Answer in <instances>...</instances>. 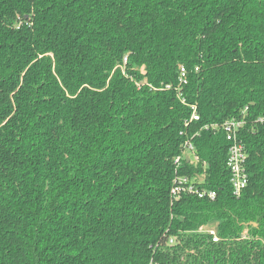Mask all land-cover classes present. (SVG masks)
Listing matches in <instances>:
<instances>
[{
    "label": "trees",
    "instance_id": "trees-1",
    "mask_svg": "<svg viewBox=\"0 0 264 264\" xmlns=\"http://www.w3.org/2000/svg\"><path fill=\"white\" fill-rule=\"evenodd\" d=\"M260 118L264 0H0V264H264ZM183 130L213 200L171 202Z\"/></svg>",
    "mask_w": 264,
    "mask_h": 264
},
{
    "label": "built area",
    "instance_id": "built-area-1",
    "mask_svg": "<svg viewBox=\"0 0 264 264\" xmlns=\"http://www.w3.org/2000/svg\"><path fill=\"white\" fill-rule=\"evenodd\" d=\"M126 62V59H124ZM187 84V71L185 66H181L179 69L178 86L183 87ZM169 88V87H167ZM184 103V100H181ZM191 109V115L188 122L184 127H189L192 121H198L199 115L196 111L195 105H189ZM245 113V111H244ZM260 123L264 122V118L258 119ZM244 125L243 120L230 119L223 122L220 128L224 132L225 139L230 143L228 149L227 157V167L230 172V186L232 189V194L235 197H239L242 190L246 187L248 183V174L246 172V151L244 145L239 140V132ZM180 135L184 137L181 152L174 159L175 165V176L172 180V185L170 188V198L171 202H174L181 198L184 194L196 195L199 198L207 197L210 200L215 198V193L212 191L202 190L198 187L203 182L204 173L200 176L189 178L187 176H181L178 174V169L182 166V162L185 160L188 164L192 166H197L199 164V159L196 155V148L192 143V139L195 135L189 137L183 130ZM188 159V160H187ZM206 164L203 163L202 169L205 170ZM201 232L212 235V241L217 242L219 240L216 228L211 226H206L201 228ZM246 233V232H245ZM173 239H170V243Z\"/></svg>",
    "mask_w": 264,
    "mask_h": 264
},
{
    "label": "rangeland",
    "instance_id": "rangeland-1",
    "mask_svg": "<svg viewBox=\"0 0 264 264\" xmlns=\"http://www.w3.org/2000/svg\"><path fill=\"white\" fill-rule=\"evenodd\" d=\"M126 59V58H125ZM205 228V227H204ZM245 233V232H244ZM246 234V233H245Z\"/></svg>",
    "mask_w": 264,
    "mask_h": 264
},
{
    "label": "water",
    "instance_id": "water-1",
    "mask_svg": "<svg viewBox=\"0 0 264 264\" xmlns=\"http://www.w3.org/2000/svg\"><path fill=\"white\" fill-rule=\"evenodd\" d=\"M188 160V159H187Z\"/></svg>",
    "mask_w": 264,
    "mask_h": 264
}]
</instances>
